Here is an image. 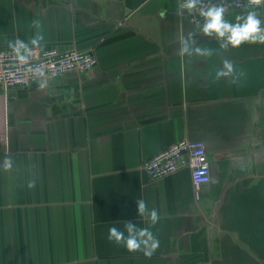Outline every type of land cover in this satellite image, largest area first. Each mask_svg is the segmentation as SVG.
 I'll use <instances>...</instances> for the list:
<instances>
[{
  "label": "crops",
  "instance_id": "1",
  "mask_svg": "<svg viewBox=\"0 0 264 264\" xmlns=\"http://www.w3.org/2000/svg\"><path fill=\"white\" fill-rule=\"evenodd\" d=\"M180 1L0 0L1 46L39 31L41 46L97 57L83 74L0 88V264H264V44L220 50L177 14ZM190 32L216 53L181 56ZM224 59L244 72L236 83L213 82ZM183 138L211 160L199 191L188 166L158 179L143 168ZM123 221L159 240L151 257L108 240Z\"/></svg>",
  "mask_w": 264,
  "mask_h": 264
},
{
  "label": "clouds",
  "instance_id": "2",
  "mask_svg": "<svg viewBox=\"0 0 264 264\" xmlns=\"http://www.w3.org/2000/svg\"><path fill=\"white\" fill-rule=\"evenodd\" d=\"M264 3V0H182L179 5L178 15L183 17L185 13L193 18V23L199 32L208 38H214L220 42L219 49L226 51L230 48H240L244 44H264V19L255 8ZM240 8L243 11L234 16L233 20L226 18L229 9ZM167 15L166 10L160 12L163 19ZM200 19H196V16ZM33 26L40 28L38 20L33 21ZM196 33L190 32L185 37L180 36L179 54L181 56H200L210 58L217 50L197 45ZM44 36L37 32L29 42L20 39L10 41L8 47L21 63H27L33 55V49L41 47ZM39 72V68L34 69ZM244 75L242 70H237L232 62L227 59L222 61V67H218L213 74V82L222 78L232 77V82ZM13 161L10 157L5 158L3 167L11 169ZM34 181H30L29 188L34 187ZM137 212L140 217L150 216L151 222L155 225L159 220V214L155 209L149 212L148 206L143 199L135 201ZM124 230L115 226L108 229V240L117 245L124 246L129 252H143L151 257L159 248V240L148 228H139L134 222L123 221Z\"/></svg>",
  "mask_w": 264,
  "mask_h": 264
},
{
  "label": "built area",
  "instance_id": "3",
  "mask_svg": "<svg viewBox=\"0 0 264 264\" xmlns=\"http://www.w3.org/2000/svg\"><path fill=\"white\" fill-rule=\"evenodd\" d=\"M235 9L240 8H232L228 12ZM185 14L193 22V18ZM195 18L200 19L198 15ZM96 64L97 57L92 50L62 49L57 46L34 48L28 62L21 63L8 46L0 45V88L6 91L28 88L42 78L56 79L70 71L86 73ZM37 67L39 72L34 71ZM185 166L191 168L192 181L198 191L210 183L211 160L204 142L180 139L143 163V168L153 179L167 176Z\"/></svg>",
  "mask_w": 264,
  "mask_h": 264
},
{
  "label": "water",
  "instance_id": "4",
  "mask_svg": "<svg viewBox=\"0 0 264 264\" xmlns=\"http://www.w3.org/2000/svg\"><path fill=\"white\" fill-rule=\"evenodd\" d=\"M7 102L5 96L0 93V142H4L7 136Z\"/></svg>",
  "mask_w": 264,
  "mask_h": 264
}]
</instances>
